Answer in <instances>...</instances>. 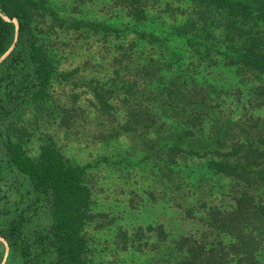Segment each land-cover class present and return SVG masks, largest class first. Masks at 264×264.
<instances>
[{
  "label": "trees",
  "instance_id": "trees-1",
  "mask_svg": "<svg viewBox=\"0 0 264 264\" xmlns=\"http://www.w3.org/2000/svg\"><path fill=\"white\" fill-rule=\"evenodd\" d=\"M116 3L136 22L125 25V33L161 41L158 32L146 29L145 0ZM187 6L185 18L171 23L170 33L192 50L191 59L184 61L179 51L156 56L136 51L131 64L126 59L134 51L126 50L135 41L117 43L111 74L89 85L91 105L108 123L117 106L122 108L121 119L109 133L98 132L99 139L124 131L140 134L151 144L139 159L153 172L190 187L215 176L216 188L231 201L227 207L195 200L202 208L185 205V218L199 224L191 231L168 233L161 222L136 226L130 236L121 229L123 248L147 242L152 251L144 264H264V118L250 108L264 104V82L249 87L247 105L236 114L238 133L225 138L220 132L201 142L198 133L219 104L211 93L221 96L230 89L193 74L204 61V67L264 75V0H188ZM45 15L52 18L49 26L57 22L105 35L121 29L78 18L67 22L48 0H0V263L4 243L3 264H95L87 226L105 213L92 208L86 182L92 164L70 162L43 131L44 121L68 126L81 121L84 112L79 103L53 98V82L73 70H58L57 54L40 34L38 22ZM168 122L172 129H166ZM34 132L40 141L30 154L25 145Z\"/></svg>",
  "mask_w": 264,
  "mask_h": 264
},
{
  "label": "rangeland",
  "instance_id": "rangeland-1",
  "mask_svg": "<svg viewBox=\"0 0 264 264\" xmlns=\"http://www.w3.org/2000/svg\"><path fill=\"white\" fill-rule=\"evenodd\" d=\"M145 1L150 13L149 19L144 21L146 29L158 32L161 41L136 39L132 30L125 33L123 27L127 24L135 26L136 22L126 15L124 8L118 5L116 0H48L58 16L67 22L78 18L110 23L121 28L107 35L92 32L86 27L62 28L57 22L49 26L48 24L52 23L49 15H45L43 21L38 22L42 28L40 34L44 35L57 54L58 70H73L67 78L61 80L59 76L53 82V98L58 103H79L84 110L80 118L82 120L68 126L44 121L43 131L51 134L70 162L92 164L87 167L86 176L93 198L92 208L105 213L100 214L96 221L87 226V235L92 247L90 257L95 264H144L148 261L152 250L147 247V242L124 249L123 244L127 242L124 240L125 236L119 233L121 229H125V233L130 236L129 232L136 226L161 222L168 233L191 231L199 224L185 218V205L192 203V207L198 209L202 207L196 204L204 201L206 204L219 203L220 206L227 207L231 201L226 192L220 193V187L216 188L215 176H208L197 187H190L184 182L173 184L163 172H153L147 161L139 159L141 150L151 144V141L144 140L140 134L124 131L113 135L116 137L99 139L98 132L109 133L111 126L121 119L123 113H120L122 108L117 106L112 123H108L103 116L94 112L89 85L97 79H106L111 74L110 59L118 51L117 43L122 42L125 46L128 40L135 41V44L126 50L134 51L130 52L131 58L126 59V62L131 64H135L133 58H136V51L153 56L165 51H179L183 54L184 61L191 59L192 50L185 45L183 39L170 33L171 23L185 18L186 11L183 7H188V0ZM194 69L193 74H200L201 76L197 75L200 80L206 78L215 86L230 89L221 96L219 93H211L210 97L216 96L219 104L212 107L213 118L204 122L197 139L207 142L220 132L224 133L222 137H233L239 132L235 122L238 117L236 114L244 110L242 104L247 105L245 100L250 93L249 87L264 82V75L256 77L250 71H234L232 67L222 65L204 67V61H200ZM208 69L211 70L208 72ZM189 72L191 74L192 71ZM73 94H76L74 98ZM118 100L116 101L120 103ZM250 108H254L255 113L264 118V104L255 107L250 105ZM173 126L172 122H168L166 129H172ZM39 128H42V125ZM149 133L155 135L153 130ZM38 134L34 132L25 145L30 154L36 151L40 141ZM100 156L107 158L104 161L99 159ZM96 159L99 161L94 164ZM149 189L152 190L151 193ZM6 253L7 248L3 243L0 264H3Z\"/></svg>",
  "mask_w": 264,
  "mask_h": 264
}]
</instances>
